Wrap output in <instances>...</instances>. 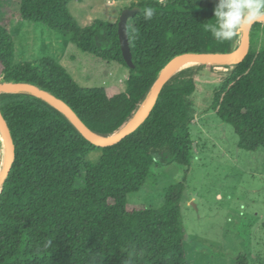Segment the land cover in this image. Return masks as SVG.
Listing matches in <instances>:
<instances>
[{
    "label": "trees",
    "instance_id": "trees-1",
    "mask_svg": "<svg viewBox=\"0 0 264 264\" xmlns=\"http://www.w3.org/2000/svg\"><path fill=\"white\" fill-rule=\"evenodd\" d=\"M71 0H18L17 11L0 21V82L23 81L63 99L95 133L119 131L146 100L165 64L185 52H228L203 25L217 2L144 1L128 19L133 67L123 57L118 20L96 19L79 27ZM134 6V5H132ZM131 6V7H132ZM156 14L145 21L143 9ZM12 18L42 23L80 51L128 69L123 86L82 87L53 59L12 65ZM264 22L253 24L247 55L222 76L212 92V110L231 125L239 147L264 149ZM195 70H181L163 86L147 120L118 143L97 147L47 101L26 92L1 93L0 110L15 159L0 193V264H189L181 198L185 177L171 184L156 209L133 204L153 165L191 161ZM0 140V168H1ZM102 154L86 164L89 152ZM264 225V224H263ZM235 264H249L244 254Z\"/></svg>",
    "mask_w": 264,
    "mask_h": 264
},
{
    "label": "rangeland",
    "instance_id": "rangeland-1",
    "mask_svg": "<svg viewBox=\"0 0 264 264\" xmlns=\"http://www.w3.org/2000/svg\"><path fill=\"white\" fill-rule=\"evenodd\" d=\"M144 1L166 2L71 0L67 7L79 27H88L96 19L115 22L125 8ZM17 7L18 0H0V21L5 22ZM8 28L16 48L14 66L50 58L82 87H122L128 77L125 66L83 53L42 23L12 18ZM263 40L258 33L252 46L261 48ZM230 66L193 63L185 69L195 70L196 81L190 98L194 108L190 164L153 165L142 188L127 196L130 203L156 209L163 204L168 187L185 177L181 204L189 264H235L240 254L247 256L249 264H264V149L240 148L233 127L211 107L212 92ZM101 157L98 151L89 152L85 163L96 164Z\"/></svg>",
    "mask_w": 264,
    "mask_h": 264
},
{
    "label": "water",
    "instance_id": "water-1",
    "mask_svg": "<svg viewBox=\"0 0 264 264\" xmlns=\"http://www.w3.org/2000/svg\"><path fill=\"white\" fill-rule=\"evenodd\" d=\"M139 11L140 7L137 5L125 8L121 12L117 23L118 37L122 54L126 64L129 67H133L134 64L127 32L128 19ZM252 26L247 31H242V35L237 46L231 51L185 52L182 54H178L170 59L161 70L157 80L155 81L153 87L151 88V91L149 92L146 100L143 102L141 107L119 131L113 134L115 135L113 138H110V136L104 137L92 131L63 99L55 96L54 94L40 88L33 83L23 81H2L0 82V94L26 92L40 97L57 108L60 112H62L89 142L97 147L111 146L136 131L147 120L157 102L158 96L163 86L171 77L180 72V66L187 60L194 59L206 63H221L237 58H241L242 60L247 55L250 49V32ZM1 137L3 138L6 146V154L4 162L1 161L0 193L2 191L3 183L5 182L15 159V144L9 126L0 110V140Z\"/></svg>",
    "mask_w": 264,
    "mask_h": 264
},
{
    "label": "clouds",
    "instance_id": "clouds-1",
    "mask_svg": "<svg viewBox=\"0 0 264 264\" xmlns=\"http://www.w3.org/2000/svg\"><path fill=\"white\" fill-rule=\"evenodd\" d=\"M156 14L153 7L143 9L144 20H152ZM213 20L203 25L217 42L231 41L253 24L264 21V0H217Z\"/></svg>",
    "mask_w": 264,
    "mask_h": 264
},
{
    "label": "bare ground",
    "instance_id": "bare-ground-1",
    "mask_svg": "<svg viewBox=\"0 0 264 264\" xmlns=\"http://www.w3.org/2000/svg\"><path fill=\"white\" fill-rule=\"evenodd\" d=\"M241 36L239 37V40H240ZM241 61V58H237V59H233V60H228V61H225V62H221V63H208V64H214V65H231L230 66V69H232L238 62ZM196 64V63H206V62H202V61H199V60H194V59H190V60H187L186 62H184L180 68H179V71L181 70H185V69H189V67L192 65V64ZM193 68V67H192ZM228 69V70H230ZM115 135H111L110 138H113ZM3 143V146L5 145L4 143V140L3 138L1 137V145ZM5 154H6V146L3 147V150L1 148V161L4 162V158H5Z\"/></svg>",
    "mask_w": 264,
    "mask_h": 264
}]
</instances>
